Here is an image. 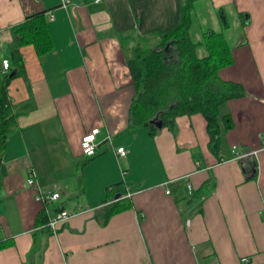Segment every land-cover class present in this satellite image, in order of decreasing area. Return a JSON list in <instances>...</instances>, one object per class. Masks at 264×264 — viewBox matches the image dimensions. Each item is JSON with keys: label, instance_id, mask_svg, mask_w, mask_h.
<instances>
[{"label": "crops", "instance_id": "obj_1", "mask_svg": "<svg viewBox=\"0 0 264 264\" xmlns=\"http://www.w3.org/2000/svg\"><path fill=\"white\" fill-rule=\"evenodd\" d=\"M70 1L0 0V63L19 48L12 27L30 14L46 11L53 41L41 57L21 49L26 75L9 86L12 103L29 108L0 155V264H264V0L195 2L191 31H221V16L229 23L233 64L219 77L247 92L220 107L233 121L220 159L202 114L177 117L174 129L154 125V136L131 127L119 37L171 30L183 0ZM95 128L98 152L80 172L81 138ZM121 146L125 158L114 152ZM30 172L42 192L63 194L52 214L59 204L77 211L56 235L36 226L45 204ZM122 182L133 196L111 209L121 193L106 201L107 188Z\"/></svg>", "mask_w": 264, "mask_h": 264}, {"label": "trees", "instance_id": "obj_2", "mask_svg": "<svg viewBox=\"0 0 264 264\" xmlns=\"http://www.w3.org/2000/svg\"><path fill=\"white\" fill-rule=\"evenodd\" d=\"M196 1L183 0L180 23L165 33L148 36L129 33L119 37L127 56L134 91L130 106L131 127H144L149 135L154 136L156 129L151 121L156 117L165 126L174 129L177 117L202 114L206 121L209 148L220 159L222 137L233 128L232 119L229 115H222L220 107L245 97L247 92L242 84L223 81L219 77L222 68L233 64L232 47L224 32L229 27L225 18L221 16V31L205 30L201 39L193 38L191 23ZM12 32L19 48L8 55L9 71L0 72V155L7 150L18 117L29 108V105L13 104L9 97L11 82L26 75L21 49L31 48L38 57L53 49L46 11L30 14L22 23L13 26ZM12 72L15 73L10 76ZM93 157L81 163L78 170H82ZM117 192L121 193L120 197L124 196L127 193L126 184L122 182L108 187L106 201L114 200ZM204 193L203 187L192 196L200 198ZM123 200H118L111 209ZM63 209L66 208L59 204L53 211L57 213ZM47 222L48 216L43 210L38 215L36 226L51 233L46 228ZM3 246L0 244V248Z\"/></svg>", "mask_w": 264, "mask_h": 264}, {"label": "built area", "instance_id": "obj_3", "mask_svg": "<svg viewBox=\"0 0 264 264\" xmlns=\"http://www.w3.org/2000/svg\"><path fill=\"white\" fill-rule=\"evenodd\" d=\"M101 1L102 0H95V2H97V3L101 2ZM69 5H71L70 0H61V6L64 9H67ZM9 67H10L9 60L8 59L2 60L0 63V72L6 73L7 71H9ZM99 133H100V129L95 128V129H92L91 131L86 132L82 136V138H81V151L85 157L89 158V157H93L97 154L98 148L100 145V142L97 140V136ZM106 138L109 141H111L110 136H107ZM114 152L118 158H125L128 154V151L123 146L118 147L117 149L114 150ZM257 153H258L257 151H252V152H250V155L256 156ZM27 184H28V186H35L36 187V189H37L36 198H37V200H39L40 202L45 204V212L48 216V222H47L46 228L48 230H50L52 235H56L59 227L65 223H67L68 220L77 211L74 209H72V210L63 209L57 213L52 214L48 210L47 206L51 203H55V202L59 201L63 197V194H61V192H59V191L58 192H49V193L42 192L37 185L34 172H30V176L27 180ZM188 187L190 188V185ZM166 193L169 194L170 191L167 190ZM132 196H133V193L127 189V193L124 196H122L116 200L131 199ZM78 211H81V209L79 208ZM242 261L245 263H248V259L246 257L242 258Z\"/></svg>", "mask_w": 264, "mask_h": 264}, {"label": "water", "instance_id": "obj_4", "mask_svg": "<svg viewBox=\"0 0 264 264\" xmlns=\"http://www.w3.org/2000/svg\"><path fill=\"white\" fill-rule=\"evenodd\" d=\"M14 73H15V72H12V73L10 74V76H13ZM157 119H158V118L156 117L155 119H153V120L151 121V123L154 124V125H158L159 127H161L163 122L160 120L159 123H158V122H157ZM115 198H116V199L120 198V195L117 194V196H116Z\"/></svg>", "mask_w": 264, "mask_h": 264}, {"label": "rangeland", "instance_id": "obj_5", "mask_svg": "<svg viewBox=\"0 0 264 264\" xmlns=\"http://www.w3.org/2000/svg\"><path fill=\"white\" fill-rule=\"evenodd\" d=\"M209 26H210V25H209ZM193 27H197L196 24H193ZM206 28H207V26L203 24V25L200 27V30H198L197 28H193V30H192L191 32L193 33V32L196 31V30H198V31H205ZM79 166H80V164H79ZM79 170H80V169H79ZM80 172H81V170H80Z\"/></svg>", "mask_w": 264, "mask_h": 264}]
</instances>
